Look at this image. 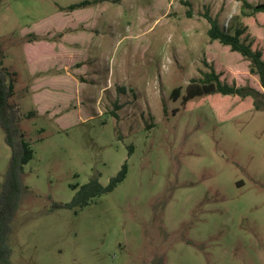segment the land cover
Here are the masks:
<instances>
[{"label": "rangeland", "instance_id": "374dc122", "mask_svg": "<svg viewBox=\"0 0 264 264\" xmlns=\"http://www.w3.org/2000/svg\"><path fill=\"white\" fill-rule=\"evenodd\" d=\"M241 1L0 0L7 113L33 151L11 264H264V101L182 103L209 67L263 91L245 59L207 36L206 12L224 32L245 26L264 60V14L242 17ZM11 152L0 127V192ZM124 164L110 192L65 207Z\"/></svg>", "mask_w": 264, "mask_h": 264}, {"label": "trees", "instance_id": "16d2710c", "mask_svg": "<svg viewBox=\"0 0 264 264\" xmlns=\"http://www.w3.org/2000/svg\"><path fill=\"white\" fill-rule=\"evenodd\" d=\"M89 5L88 2L82 1L67 7L68 12H74L77 9L85 8ZM264 14V3L254 5L248 0H242L240 5V15L244 18L255 17L256 15ZM204 18L209 25L207 36L210 42L217 41L219 45L228 47L231 52H236L243 59L248 62L249 74L256 76L259 85L263 89L262 92H256L248 86L236 87L235 84L229 85L220 81V76L216 71L209 67L208 72H202L200 78L191 79L188 87L185 89L182 103L186 104L193 99L203 98L209 95L218 94L220 96H234L241 100L251 98L253 105H256L255 110L260 109L261 103L264 101V60L263 53L260 50L252 48L250 42H246L243 36L246 33L245 26L234 28L232 32H224L219 24L218 19L209 16L208 12L204 14ZM1 50V49H0ZM0 67L2 62L0 61ZM2 74V72H1ZM3 79L0 77V127L5 133V140L10 146L11 158L10 166L6 172V179L2 190L0 192V264H11L9 256L11 253L7 245V236H9L11 228L10 222L15 218L18 203H20L22 193L21 173L23 166L32 160V150L29 144L24 140L23 134L18 135L14 125H12L7 111L10 110L7 101L12 96L13 80L5 81L6 76L9 75L3 71ZM182 87L174 88L171 92V100H177ZM18 135V143H16L14 136ZM127 172L126 165L115 177L109 180L106 187L102 186L97 178L90 180L88 184L77 190L73 201L65 207H79L82 208L90 202L93 198L110 192L125 178ZM74 189V188H73ZM54 208L59 207L54 205Z\"/></svg>", "mask_w": 264, "mask_h": 264}]
</instances>
